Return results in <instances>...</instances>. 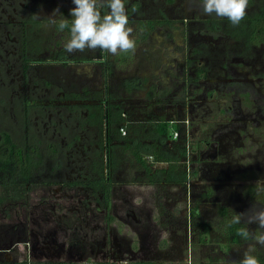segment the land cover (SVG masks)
I'll return each instance as SVG.
<instances>
[{"label":"rangeland","instance_id":"374dc122","mask_svg":"<svg viewBox=\"0 0 264 264\" xmlns=\"http://www.w3.org/2000/svg\"><path fill=\"white\" fill-rule=\"evenodd\" d=\"M31 1H20L24 11H31L21 49L30 62L47 64L29 68L30 75L43 80L36 93V82L29 84L24 102L13 101L9 87L0 85V133L8 132L22 149L33 146L41 156H51L45 159H51L52 167L70 150V136L61 134L62 125L54 126L56 115L68 112L64 107L75 105L85 113L81 107L103 106L106 97L120 106L122 113L113 114L122 138L114 149L111 173L114 221L107 223L101 194H91L80 183L70 187L44 176L34 180L24 195L0 203V232L5 230L0 233V247L33 264H232L255 244L252 254L264 264V246L245 238L233 243L224 232L235 214H245L241 225L257 231V224H247V214L254 206L264 207V191L256 188L264 179V45L249 46L246 30L237 29L227 18L204 14L201 0H124L136 47L127 64L115 62L120 53L109 54L113 73L105 76L99 64L65 68L52 62L58 34L49 18L57 9L64 18L72 17L73 0H38L35 5ZM261 4L262 0H248L245 16L255 15ZM103 9L108 13L107 7ZM163 21L171 24L158 28ZM151 22L156 28H150ZM77 53L85 59L94 51ZM17 73L23 75L6 71L0 80L6 83ZM229 80L237 87L234 82L219 83ZM151 88L160 93L154 102L146 97ZM74 96L80 99L68 104ZM162 116L187 121L186 184L149 185L124 152L125 140L131 139L125 125L142 123L147 137L152 122ZM91 143L77 163L83 174L70 177L71 181L88 183L107 176L105 150ZM85 195L90 199L84 200ZM17 226L27 230L29 247H22Z\"/></svg>","mask_w":264,"mask_h":264},{"label":"flooded vegetation","instance_id":"af4514ba","mask_svg":"<svg viewBox=\"0 0 264 264\" xmlns=\"http://www.w3.org/2000/svg\"><path fill=\"white\" fill-rule=\"evenodd\" d=\"M20 1L21 0H0V7H1V12H0V54H1V56H0V74L2 75V73L3 72L6 73V71H7V75H8V72H11V71H13L14 73H15V71L23 72V75H19V76H17L18 73L14 74V76H12V80L8 79L6 81V83H4V81L1 78L0 85L5 86V84H6V86L9 87V89L12 92V96H10V98H12L13 101H15L16 103L24 102L27 99V95L29 96V92H30V91H28L29 84L36 82L35 85H33V87H34L33 90L36 93L37 92L36 90L39 89V87H40L38 85V84H40L39 80H43V77H38L37 74H34L35 72L31 73L34 75H30L29 74L30 69L34 68L35 65H42V64L46 65L47 64V62H42V61L30 62L29 59L26 57V54L23 53L24 51L21 49V47L23 48V43H24V42H22V41H24L23 26L26 23L25 19L27 18V16H29L31 14V11H29V8H28V10L24 11L21 8L22 4H20ZM36 2H38V0L31 1V3L34 5L36 4ZM261 8H260V10H261ZM254 17H255V15L245 16V18L237 26V29L240 28L242 30L243 29L246 30V33H248L247 41H248L249 46L259 47V46L264 45V43L256 45V44H252L249 41V36H250L249 34H250V30H251V24H250L249 20L251 18H254ZM169 24H171L169 21H163V22H159V25L157 27L160 28V27H163L164 25H169ZM156 25L157 24L154 25V28H156ZM220 25H221V23H220ZM216 31L218 32V30H215V32ZM160 33H162V32H160ZM57 34H58L57 35L58 39L55 42L56 46H54V48H56V49H54V48L51 49V52H53V54H51L52 60H53L52 62L54 64L61 65L62 67H65V68H67L68 66H71V65L75 66V65H79V64L84 63V62H81L82 58L77 57L78 54H80L77 52H80V51H77V52H74L71 54L65 51L64 45L68 42V40L65 38V36L63 34H61V33H57ZM225 35L227 36L228 34L225 33ZM18 39L21 40V44L18 41ZM57 46H59V47H57ZM3 54H5V55H3ZM48 61L51 62L50 60H48ZM94 63H95V65L96 64L98 65L96 60H94V62L91 64H94ZM99 66H101V65L99 64ZM180 66L182 67V65H180ZM186 67L188 69L190 68V61L186 62ZM8 68H10L11 71H8L9 70ZM31 70H33V69H31ZM109 71H111V68H109ZM112 73H113V71H112ZM105 76H109V75L105 74ZM233 82L236 85V81H234V80H229V81H224V82H219V83H224V84L228 83L227 85H230V84L232 85V84H234ZM236 87H237V85H236ZM155 91H156L155 94L157 96H155L154 100H156V98H159V94H160L159 92H157L156 88H155ZM158 91H159V89H158ZM231 91L229 90L228 93ZM146 97H147V95H146ZM78 99H80V98H78L77 96H74L73 97L74 102L69 101L68 104L77 103ZM154 100L151 102H154ZM104 101L102 103L103 106L101 104H96L94 107H92V105H85V107H81L80 109L85 110V113L84 112H82V113L78 112V110H76L75 105H73L74 107L72 105H69V107H67V108L64 107V110H67L68 112H65V111H62L61 113L59 112L58 117H57V115H56V118L54 117L56 119L54 126L57 125V127H58V126L62 125L63 128H61L62 130L60 129L61 134H66L67 136H70L69 139H70L71 144L69 143L67 145V149H70L69 152H67L65 154L64 161H61V160L55 161L54 160L55 165H53L51 167V165H50L51 159H45V157H48V156H45V155L41 156L40 150L37 149L36 147L31 146V150L36 152V157H35L34 161H36V163H38L39 167L37 169H33V173H31L32 174L31 182L29 181V183L26 184L24 192L20 191V193H17L15 191V193L12 192L11 195H14V194L15 195H24L25 191H28L29 185L34 183V180H37V179L44 177V176L49 177L50 180H51V178H54V181H55V179L59 180L61 183H64V185H68L70 187L77 186L78 185L77 183H80L79 186L83 185L87 188V190L93 191V192H91V194L94 195L96 193L97 195L101 194L103 196V198H102V200H100V202L103 203L102 207H103V209L107 215V223H111L114 221V218L110 214V207L112 206L111 205V195H112L111 173H112V168H113V166L111 164V160H113V155H114L113 148L118 143L113 144L112 145L113 148L112 147L109 148L108 145L106 144V140H107V132H108V128H107L108 126L107 125H108V121H109L108 113H107L108 112V106L111 105L112 107H114L116 105L110 104L108 97H106L104 99ZM104 106H106V108H103ZM179 106L183 107V105H179ZM100 108H102L103 111H105V112L100 114V112H99ZM114 113L115 112H112V116H110L111 121L112 120L114 121V119H113ZM53 116L54 115H52V117ZM52 117L49 116L48 120H51ZM159 118H164L167 121H169L171 124V128L174 124L184 123L186 126V129H187V132H188V136H189V131H188L189 128L187 126V121L185 119L184 120H178L175 118L174 119H168V118L163 117V116L159 117ZM125 124H127V122ZM137 124H138V122H137ZM49 125L53 126V123L50 124V122H49ZM130 125L131 124L125 125V129H127V132L129 133L128 137H131V139H133L134 137L136 138V136L138 134H139V136L144 135L142 129H140V128L135 129V127H131ZM103 127H104V129L102 130ZM49 129H50V127H49ZM112 129H115V125H114V128H112ZM54 130L57 131V128L55 127ZM121 130H124V128L122 127ZM132 130H134L135 132L132 133ZM171 130L173 131V128ZM64 131H67V133ZM175 134L178 135V133H173L172 141H176L179 137V135H178L177 138H175L174 137ZM133 135H135V136H133ZM67 136H65V137H67ZM91 141L95 144L96 148L100 147V151L105 150L106 164H107L106 165L107 176H100L99 179L90 181L88 183H84L81 181H71L70 177L76 178V176H75L76 174H79V173L83 174V172H82L83 167H80V166L78 167L77 163H80L79 158L84 156L83 152L90 151L89 146L92 144ZM170 142L171 141H169V144H170ZM188 146H189V144H188ZM28 147H30V146H28ZM50 147H51V152L53 154L52 156H54V153H57L56 149H54L55 145H52ZM170 147H171L170 149L173 150L174 145L173 146L171 145ZM123 149H124L125 154H127L129 156V154L125 150V146L123 147ZM71 151H72V153H70ZM189 151H190V146L188 147L187 158L182 162V165L184 167L183 170L185 173L184 184L187 183V179H188V174L186 171L187 169L185 166V164H186L185 162H188V160H189V156H190ZM172 152L175 153L174 151H172ZM193 152H197V150L196 151L193 150ZM49 157H51V156H49ZM146 160H147L149 168L153 171L154 174L158 171L167 170L169 168L168 163L155 162L154 158L151 156H147ZM130 161H131V157H130ZM64 162L66 163V165H64ZM136 167L137 166L135 164V168ZM62 170H64V171L62 172ZM43 171L45 173L44 175H43ZM137 172H139V171H137ZM142 173H144V172H142ZM144 175H145V173H144ZM155 179L158 182L160 181V179L158 178V175L156 176ZM161 184L165 185L164 182H162ZM169 185H176V184H169ZM249 192L251 194H254V190H252V188H249ZM210 195H211V192L207 191V195H205V197H209ZM87 199H90V195H85L84 200H87ZM98 201H99V199H98ZM79 205H82V203H80ZM88 205H89L88 202L84 203L83 209L84 210L88 209ZM78 212H80V211H78ZM80 213H82V212H80ZM127 213H128V211H127ZM84 214H86V212H84ZM127 216L130 217L129 213L127 214ZM75 222L77 223V220ZM74 225H75V223H74ZM27 227H28V225H27ZM72 227H74V226H72ZM16 230H18L17 232L20 233L19 230L22 231L23 229L21 227L17 226ZM28 230H30L29 227H28ZM24 231H26V233H27V230H24ZM27 235H29V234L27 233L25 236H27ZM20 236H22V235H20ZM53 236H55V235H53ZM25 238L26 237H24V242H22L23 240L20 239V242L23 243L22 247H29L32 244V242L30 241L29 238H27L26 240H25ZM20 242H18V243H20ZM15 243H16L15 247L16 246L19 247L17 241ZM32 249H31V251H32ZM20 252H22V251H20ZM7 254L11 255V259L8 258ZM15 254L16 253H12L10 251H2V254L0 256V261L4 260L7 263H18V264H22V263L33 264L26 259L20 260L18 258V256L17 257L15 256ZM44 264H47V263H44Z\"/></svg>","mask_w":264,"mask_h":264},{"label":"trees","instance_id":"16d2710c","mask_svg":"<svg viewBox=\"0 0 264 264\" xmlns=\"http://www.w3.org/2000/svg\"><path fill=\"white\" fill-rule=\"evenodd\" d=\"M261 10L255 14L254 18L249 20L251 24L249 41L252 44H262L264 43V0H262ZM101 15L107 14L105 9L101 8ZM69 26L64 30H60L58 25H55V30L57 33H61L65 36L67 40L71 38L70 28L71 20L73 17H68ZM155 24L149 23V26H154ZM150 27V28H151ZM94 51L93 56H88L85 59H81V62L93 63L94 60L100 64L106 75L112 74V71H109V54L101 49L92 50ZM62 57V56H61ZM132 60V53H120L116 58L115 62L120 64H127ZM155 88H151L147 93V99L151 102L155 97ZM106 101V100H105ZM104 101V102H105ZM121 111V107L116 105L112 107L108 106V132L106 144L108 147H112L115 143L122 142V138H118L119 132L114 128V121H111L110 116L112 112ZM100 114L104 113L102 108L99 109ZM147 123V122H146ZM131 126V125H130ZM132 127V126H131ZM135 127V126H133ZM149 136L140 135L136 136L134 139L125 140V150L130 155L131 161L136 164L135 170L139 172H144L147 183L149 185H155L157 183L164 182L165 184H176L182 185L185 182V173L183 170L182 162L187 158L188 151V132L184 123H177L172 126L173 131L171 130V124L164 118H159L155 122H152ZM143 128L141 123H138L135 129ZM173 133H178L179 137L176 141H172ZM141 138L146 139L142 140ZM124 140V139H123ZM137 140V141H136ZM169 141L170 144H169ZM174 145L173 150L170 146ZM117 146V145H116ZM113 148V147H112ZM115 147L113 148V150ZM174 151L175 153H173ZM151 156L154 158L155 162L159 163H168L169 168L167 170L158 171L155 174L149 168L146 157ZM36 152L31 150V147H26L22 149L18 147L15 142L12 140L11 135L8 132L0 133V203L5 202L7 199L16 198V195H11V193H20V191L25 190V186L29 181L31 182V177L33 169H37L38 163L35 160ZM113 166V160H111ZM158 175L160 181L158 182L155 178ZM197 209L192 211V216H195ZM226 216V212L222 214ZM225 219H227L225 217ZM244 228L241 224H234L232 221H227L225 224V235L230 238L231 242L238 243L243 237L239 235L240 230ZM5 232L2 231L0 233ZM15 232V231H14ZM13 232V235L15 234ZM19 234L22 235V242H24V237L27 234L24 230H19ZM18 233V232H17ZM12 236V235H11ZM16 245V243H15ZM4 251L0 247V256ZM0 264H18V263H7L4 260L0 261ZM26 264V263H22Z\"/></svg>","mask_w":264,"mask_h":264},{"label":"clouds","instance_id":"9594fccd","mask_svg":"<svg viewBox=\"0 0 264 264\" xmlns=\"http://www.w3.org/2000/svg\"><path fill=\"white\" fill-rule=\"evenodd\" d=\"M76 5L71 10V38L64 45L68 53L85 49H101L108 54L118 55L121 52L134 51L136 47L133 37L134 29L129 27V17L124 0H73ZM248 0H201L204 14L219 18H227L233 26H238L245 18ZM107 7L108 13L101 15V8ZM57 17H62L58 19ZM49 23L58 25L60 30L69 26V20L55 10ZM258 192L264 191V179L257 181ZM245 214H235L232 223L241 224ZM247 224H257L258 230L253 232L242 228L239 232L245 239H252L260 246H264V207L254 206L247 214ZM255 244L250 245L244 252L242 260L232 264H259L258 258L252 254Z\"/></svg>","mask_w":264,"mask_h":264},{"label":"built area","instance_id":"2783aa9c","mask_svg":"<svg viewBox=\"0 0 264 264\" xmlns=\"http://www.w3.org/2000/svg\"><path fill=\"white\" fill-rule=\"evenodd\" d=\"M177 136H178L177 134L174 135L175 138H177Z\"/></svg>","mask_w":264,"mask_h":264}]
</instances>
